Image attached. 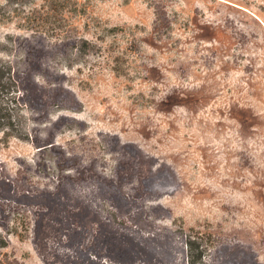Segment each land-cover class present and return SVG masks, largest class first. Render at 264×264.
<instances>
[{"label":"rangeland","instance_id":"374dc122","mask_svg":"<svg viewBox=\"0 0 264 264\" xmlns=\"http://www.w3.org/2000/svg\"><path fill=\"white\" fill-rule=\"evenodd\" d=\"M33 1L0 0V264H264V0Z\"/></svg>","mask_w":264,"mask_h":264},{"label":"trees","instance_id":"16d2710c","mask_svg":"<svg viewBox=\"0 0 264 264\" xmlns=\"http://www.w3.org/2000/svg\"><path fill=\"white\" fill-rule=\"evenodd\" d=\"M9 1L14 2L16 4L15 8H18V6L28 2H32L33 0H9ZM45 1L46 3L48 2V7H46L45 5L44 6L32 5V7L28 9V12L29 13L36 12L42 14V12H45L47 8L57 13L58 11L62 12V10H65L68 4V0H45ZM34 3L35 0L31 4ZM7 11L8 10L5 8V4L0 2V16L5 15ZM55 28H60L61 32H63L65 29L64 27H55ZM18 86L19 85L14 76L12 65L10 64V62L0 59V130H3L7 134V136L16 135L19 137L27 138L28 131H26V127L22 125L23 117H24L23 106H21V104L16 98V94L19 90ZM187 241L188 244L190 245V250H189L190 262L191 264H194V257H193L194 254L193 252H191V248H192L191 245L194 242V240L192 238H189Z\"/></svg>","mask_w":264,"mask_h":264}]
</instances>
